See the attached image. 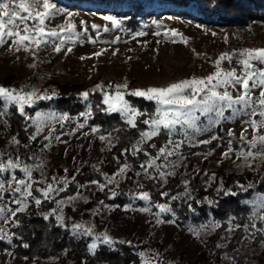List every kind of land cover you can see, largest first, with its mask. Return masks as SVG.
I'll list each match as a JSON object with an SVG mask.
<instances>
[{"label": "rangeland", "instance_id": "obj_1", "mask_svg": "<svg viewBox=\"0 0 264 264\" xmlns=\"http://www.w3.org/2000/svg\"><path fill=\"white\" fill-rule=\"evenodd\" d=\"M51 2L55 3L62 12L50 22H46V30L55 28L59 31L60 26L66 27L68 18L65 13H72L70 22L76 26L75 31L78 35L63 33L65 43L60 52L54 51V46L59 43V39L50 38L54 42L42 45L35 55H33L35 44L30 45V50H25L24 47L17 50V45L13 44L12 39L9 38L5 44L0 46V86L23 89L25 92L35 89L38 95L47 93L54 97L57 89L52 83L57 82L81 86L83 92L88 91L89 95L98 92L103 96L104 92L113 94L115 85L127 83L128 89H122V91L125 92V98L128 100L129 90L165 87L191 77L205 78L215 71L214 62L224 53H236V55H233L231 61L227 59L222 61L221 68L235 69L239 75L242 65L239 63L238 53L243 49L264 48V22L259 20H252L245 27L219 26L201 22L192 16L169 14L163 11L168 7L167 5L161 6L156 3L148 7V11L153 14L139 17L137 27L133 29L125 23L128 18L125 9L117 4L105 5L107 9L98 11L88 7L90 6L88 4L81 8H70L55 0ZM41 10L39 6L35 9V11ZM188 10L196 12L192 7ZM103 16H113L121 20L122 24L119 28H113L109 21L102 19ZM82 21L84 23H81ZM28 23L31 27L32 22ZM93 24L99 27L93 29ZM6 27L16 30L15 25H6ZM23 27L24 25L21 24L20 28L23 29ZM106 27L108 31H104ZM85 28H87L86 32ZM171 30H175L178 35L172 37ZM137 33H143V35H137ZM165 33L168 35L166 36ZM28 43L25 41V44ZM68 48L72 51L68 52ZM97 52L102 54L95 56ZM256 66L264 68V64L257 63ZM98 84L101 85L100 89H96ZM109 84L112 85L111 88L108 87ZM228 90L233 97L241 92L239 86L230 87ZM259 91L260 89L253 90L254 98L259 96ZM46 100L48 99L34 98L31 106H25L27 128L31 129L28 144L20 145L17 139L15 140L18 143L14 142L13 137L6 136L5 132L0 129V164L6 165L9 160L19 161V167L0 173V181L3 182L0 188V207L6 209L3 213L4 218L0 219V229H3L8 236L4 240L9 244L12 243L10 228L15 224L12 211L21 207L17 201H23L27 205L25 210L31 203L37 205L34 199L36 198L41 201L37 207L42 215L55 219L57 215H62L63 228H69L74 235L89 238V245L95 243L97 247L94 250L89 249L91 253H94L101 245L114 247L117 243L130 242L144 246L142 252L145 253V258L142 264H145V261L147 264H186L187 260L195 259L203 250V240L214 234L219 222L211 220L200 226H190L185 233L181 234L174 220L166 219L168 215L173 214L171 211L160 213L157 217L155 214L159 212V209L154 205L159 202L151 198L149 201L139 199L140 193L148 192L140 176L134 180V183L127 185L128 168L120 174V169L125 165L114 174L106 176L103 183H87L74 195L60 196L71 181L67 175L68 170L84 164H92L98 168L103 154H108L114 141L108 135H100L97 127L90 125V115H69L53 108H39L33 113L27 112V108ZM13 105L4 106V112ZM130 105L133 106L131 103ZM105 107L107 111V105ZM89 111L88 107L82 113ZM37 112L42 114L43 119L42 131L38 134L36 133L37 125L34 122ZM65 115L68 119H60ZM224 115L231 117V110H225ZM122 117L127 122V119ZM253 119L259 120L260 117L241 114L225 119L208 128L207 131L196 133L190 143L185 141L178 127L171 139L185 142L181 144L176 155L161 156L156 159V165L163 166L159 171L175 173L191 161L194 162V169L204 167L206 171H217L222 167L233 172L260 168L264 160L258 155L255 159L249 158L247 161L239 156L242 151L256 152L257 149L250 147L251 141L255 135L264 134V129L257 133L247 123ZM201 123L206 125L207 119L201 117ZM229 132L232 133L231 136ZM242 133L246 139H241ZM33 135H36L35 140L31 139ZM46 136L49 139L46 140ZM101 136L105 139L101 140ZM213 136L217 138L212 139ZM56 137H59V140ZM168 140L169 137L166 135L164 146ZM215 140L218 142L217 146L212 150L209 149L208 145ZM147 141L149 140L143 143ZM200 141H208V143H200ZM143 143L136 144V149ZM199 146L207 147L195 153L187 152L188 148ZM229 146L232 152L229 153L228 158H224L222 154L228 151ZM156 156L149 158L143 172L150 177L156 174L160 180L165 181L169 175L161 177L155 165L148 166ZM25 165L31 169V180H28L21 170ZM59 168L62 172L58 170ZM13 176L17 180L24 179L31 184V188L27 191H31L32 196L25 197L23 192L26 190L23 187L20 192L14 191L16 184L12 179ZM109 179H112L113 183L109 184ZM49 185L53 190L49 192L48 197H45L43 193L49 190ZM100 185H105L104 188L108 187L111 196H113V191L117 192L127 188L130 202L123 207L98 202L89 211L88 217L79 219L67 214L66 207L86 210L85 205L93 200L98 190H101ZM261 196H264V193H257L247 200V204L251 206L252 215L256 219L264 217ZM70 197H75V199H70ZM46 201L53 205L49 209L42 210V203ZM61 201H63L62 204ZM150 204L152 205L150 212L139 211ZM157 218L162 223H156ZM57 224L60 225L58 221ZM74 224H80L82 228L74 230ZM236 227L235 224L229 222L227 231L223 233L219 241L220 245L228 243ZM87 228L92 229L91 236L83 234V230ZM102 234H107L113 243L111 245L102 243ZM255 238L256 235L250 232L240 243L239 251L246 259L264 264V241L256 242ZM260 258H263L261 263ZM0 264H24V259L14 255L11 250H6L0 253ZM40 264L63 263L57 258H50ZM222 264H235V261L228 256H223Z\"/></svg>", "mask_w": 264, "mask_h": 264}, {"label": "trees", "instance_id": "obj_2", "mask_svg": "<svg viewBox=\"0 0 264 264\" xmlns=\"http://www.w3.org/2000/svg\"><path fill=\"white\" fill-rule=\"evenodd\" d=\"M70 8L84 7L88 4L94 10L107 9L105 5L117 4L125 9L128 15L125 23L131 28L137 27L139 17L152 15L148 7L156 3L168 7L163 10L169 14L192 16L197 20L219 26H248L252 20L264 22V0H55ZM194 8L196 12L188 10ZM57 92L54 97L40 101L38 105L27 108L33 113L39 108H53L60 113L79 115L88 107L90 110V125L96 126L100 135L112 137L114 145L96 168L92 164L81 167L74 166L67 172L71 181L68 187L60 193L61 197L74 195L82 186L92 181L103 183L108 175L114 174L123 165L128 166L126 173L127 185L134 183L140 176L144 188L149 192L153 201L164 203L172 210L173 219L180 233H185L190 226H200L211 220L219 222L214 234L203 240V250L193 260L186 264H222L223 256H228L235 264H259L246 259L239 251V245L251 232L256 235L255 241H264V219L254 218L247 200L257 193H264V164L260 168H250L241 172L227 171L225 167L217 171H206L204 167L194 169V162L179 168L173 175L162 181L154 174L146 175L141 168L150 157L156 156L160 147L164 146L166 134L153 137L136 149L140 140V132L147 131L143 123L155 111V104L142 97L129 95L128 100L139 112L144 113L136 118V127L129 125L119 113L106 111L101 93H91L87 100L79 94L83 88L65 83H52ZM4 103L0 100V129L8 137H15L20 145L28 144L30 128H27L25 116L19 114L18 107L10 106L4 112ZM218 142L215 140L208 145L214 149ZM226 144V142H222ZM155 145V147H153ZM135 146V148H134ZM207 146L188 148V153H195ZM23 149V148H22ZM135 151V155H133ZM62 172V169H58ZM137 173H140L137 175ZM214 174V175H213ZM247 188L244 191L239 187ZM251 185V187H247ZM236 193L232 195L230 193ZM111 196L108 187L98 190L86 205L84 211L66 207L69 216L75 219L88 217L90 210L98 202L123 207L130 202L127 188L117 191ZM161 193H167L162 196ZM175 196L177 199L173 200ZM53 204L43 202L41 209H49ZM191 205V207H189ZM37 205L31 203L27 209L19 211L14 216L15 224L11 226L12 234L9 244L0 239V253L11 250L12 253L24 259V264H40L44 260L57 258L63 264H142L139 253L143 245L117 243L114 247L99 246L94 253L89 251V238L74 235L69 228H63L53 217L44 218ZM229 222L237 227L226 245H220L223 233L227 231ZM255 224V228L252 225ZM247 226V230L245 228ZM24 245H27L25 247ZM263 258H260V263ZM262 264V263H261Z\"/></svg>", "mask_w": 264, "mask_h": 264}, {"label": "snow or ice", "instance_id": "obj_3", "mask_svg": "<svg viewBox=\"0 0 264 264\" xmlns=\"http://www.w3.org/2000/svg\"><path fill=\"white\" fill-rule=\"evenodd\" d=\"M41 7V11H35L37 7ZM62 12L61 9L51 0H0V46L5 44L9 38L12 39L13 44L17 45V50L20 47H24L25 50H30V45L35 44V49L33 50V55L35 52L40 49L44 44L54 42L50 38H58L59 43L55 44L54 51L60 52L62 45L65 43V36L63 33H72L73 35H78L75 31V25L72 24L71 16L72 13H65L68 18L67 26H60L59 31L55 28L46 30V22H50L56 16L60 15ZM103 20L109 21L113 28H119L122 24L121 20L113 16H103ZM29 21L32 22L31 27L29 26ZM81 23H84L83 21ZM24 25L23 29L20 28V25ZM6 25H15L16 30H12L6 27ZM99 26L93 24L92 28L97 29ZM106 27L104 31H108ZM87 31V28L84 29ZM137 35H143V33H137ZM159 35V33H157ZM167 36L168 33H165ZM172 37L177 36L178 34L175 30H171ZM71 39V37H69ZM25 41H28V44H25ZM68 52H71L72 49L68 48ZM102 53L97 52L94 55L100 56ZM233 55L236 53H224L221 54L218 59L214 62L215 71L208 75L205 78L191 77L186 78L178 82H173L165 87H149L146 90L144 89H134L129 90L128 94L134 97H142L148 101L155 102V111L149 119H145L143 123L148 126V131L140 132V140L137 141V145L143 143L146 140H150L153 137L166 134L169 137L166 146L160 147L158 154L153 158L148 166H156L157 171L161 177L167 175H173L172 172H163L159 169L163 166L156 165V159H159L161 156L169 157L176 155L178 150L181 147V144L185 141L189 143L192 141L194 135L199 132L207 131L208 128L213 125L221 123L225 119H230L241 114H246L250 116H259V120H250L247 123L253 128L254 131L259 133V130L264 129V68H258L256 64H264V48L260 49H243L238 53L239 63L242 65L241 74H237L235 69L225 70L221 68V63L224 60L231 61ZM83 59V57H82ZM256 62V63H254ZM240 87L241 92L238 96L233 97L231 92L228 90L231 88ZM108 87H112L111 84ZM101 85H96V89H100ZM122 89L127 90V83L122 85H115V91L113 94L104 92L103 94V104L107 105V111L112 113H120L127 119V123L132 127H136V117L144 115V113L137 111V109L130 105L129 101L125 98V92ZM260 89L259 96L253 97V90ZM95 91V89L93 90ZM53 95L55 93L53 92ZM84 100H87L89 97V92L84 91L79 94ZM34 98L39 100L51 99L52 96L44 93L43 95H38L37 90L33 89L32 91L25 92L23 89L17 90L15 88H8L0 86V100L4 101V106L7 107L9 104H14L18 106L19 114L21 116H26L25 106H31L34 103ZM230 109L232 112L231 117H225V110ZM3 112H0V115H3ZM88 113H81V115H90ZM201 117L207 119V124L201 123ZM62 120L68 119V117H60ZM36 122V133L38 134L42 131L43 119L42 114L37 112L35 116ZM83 127V125H81ZM179 127L180 131L183 133L185 141H174L171 139L172 135L177 131ZM95 132L96 129L94 128ZM246 131V130H245ZM231 136L232 133L229 132ZM217 137L213 136L212 139ZM32 140L36 139V135L31 136ZM49 139V137H45ZM59 140V137H56ZM101 140H104L105 137L101 136ZM241 139H246L244 134H241ZM13 141L15 137H13ZM200 143H208V141H200ZM167 145H171L169 148ZM155 147V145H153ZM251 148L257 149L256 152H240L239 156L243 157L245 161L249 158L255 159L258 155L260 159L264 160V134H257L254 136L250 144ZM135 148V146H134ZM232 152L231 146H229L228 151L223 153L224 158L229 157V153ZM135 155V151H133ZM175 165H173L174 167ZM19 167V161L13 162L9 160L6 165L0 164V173L6 172L9 169H15ZM145 165H141V168H144ZM128 166L125 165L120 169V174H123L127 170ZM22 172L25 176L28 177V180H31V169L29 166L25 165L22 169ZM140 173H137L139 175ZM214 175V174H213ZM15 181L16 187L14 191L20 192L21 187L26 191L23 192L25 197L32 196L31 191L27 189L31 188V184L24 179H16L15 176L12 177ZM67 181H65L66 183ZM96 183V181H92ZM109 184L113 183L112 179H109ZM3 182L0 181V188H2ZM105 185H100L101 190ZM241 189L247 191V188L243 185H240ZM247 187H251L248 185ZM51 185H49V190L45 191L43 195L48 197L49 192L52 191ZM235 195L236 193H230ZM112 195L115 196L117 193L112 192ZM162 196H167V193H161ZM35 199V203L39 205L41 203L40 199ZM70 199H75V197H70ZM139 199L143 201H149V193L142 192L139 195ZM173 200L177 197L173 196ZM261 205L264 206V196L260 197ZM18 204H21V207L15 211H12V215H16V211H23L27 206L23 201H17ZM61 204L63 201L60 202ZM159 209V212L155 215L159 217L160 213L172 211L167 204L157 203L154 205ZM191 207V205H189ZM152 205L139 209L141 212H150ZM5 208L0 207V219H3V213ZM45 219L48 217L45 216ZM264 219V217H261ZM56 220L63 226L64 218L62 215H57ZM156 223H162L161 220L157 218ZM255 228V224L252 225ZM82 228L80 224H74L73 229L79 230ZM247 230V226H245ZM259 232H264V229H257ZM84 235L91 236L92 229L87 228L83 230ZM198 235V233H196ZM103 240L102 243L111 245L113 241L107 234H102ZM7 233L0 229V239H7ZM100 239V237H97ZM130 243V242H129ZM27 247V245H24ZM97 247L95 243L89 245L90 250H94ZM139 256L144 260L145 253H139ZM145 264L147 262L145 261Z\"/></svg>", "mask_w": 264, "mask_h": 264}]
</instances>
